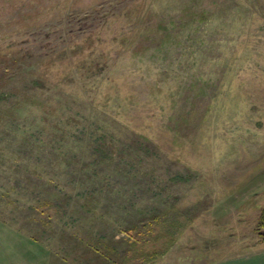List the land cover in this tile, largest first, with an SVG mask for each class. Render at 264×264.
I'll list each match as a JSON object with an SVG mask.
<instances>
[{
  "label": "rangeland",
  "instance_id": "rangeland-1",
  "mask_svg": "<svg viewBox=\"0 0 264 264\" xmlns=\"http://www.w3.org/2000/svg\"><path fill=\"white\" fill-rule=\"evenodd\" d=\"M264 0H0V264H264Z\"/></svg>",
  "mask_w": 264,
  "mask_h": 264
},
{
  "label": "trees",
  "instance_id": "trees-1",
  "mask_svg": "<svg viewBox=\"0 0 264 264\" xmlns=\"http://www.w3.org/2000/svg\"><path fill=\"white\" fill-rule=\"evenodd\" d=\"M260 225L261 227H264V211L262 212V215L260 218ZM259 236H261L262 241H264V230L259 231Z\"/></svg>",
  "mask_w": 264,
  "mask_h": 264
}]
</instances>
